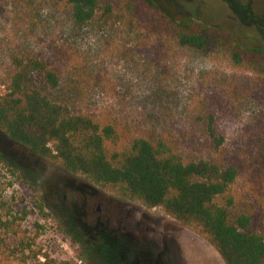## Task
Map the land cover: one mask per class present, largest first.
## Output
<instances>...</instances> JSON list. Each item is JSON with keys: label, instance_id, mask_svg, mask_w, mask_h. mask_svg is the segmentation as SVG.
<instances>
[{"label": "rangeland", "instance_id": "obj_1", "mask_svg": "<svg viewBox=\"0 0 264 264\" xmlns=\"http://www.w3.org/2000/svg\"><path fill=\"white\" fill-rule=\"evenodd\" d=\"M104 1L112 8L108 22L76 26L64 0H0V80L14 58L40 60L59 78L54 98L73 113L113 122L130 136L164 140L186 159L235 168L231 213L246 216L250 230L263 234L264 76L233 66L222 51L179 47L144 0ZM152 1L173 20L224 28L240 45L264 51V0ZM81 181L95 188L0 132V217L11 208L21 232L19 238L0 231V264H38L46 257L55 264H210L207 257L218 264L204 246L196 254L179 242L184 262L178 263L175 251L154 255L146 245L85 226L76 201L71 215L61 204L63 186ZM21 239L30 246L24 257L12 254Z\"/></svg>", "mask_w": 264, "mask_h": 264}, {"label": "trees", "instance_id": "obj_2", "mask_svg": "<svg viewBox=\"0 0 264 264\" xmlns=\"http://www.w3.org/2000/svg\"><path fill=\"white\" fill-rule=\"evenodd\" d=\"M159 27L177 45L200 53L222 51L231 64L264 76V51L239 44L226 29L190 18L173 20L152 0H144ZM76 26L109 21L104 0H64ZM55 71L33 58H14L0 80V132L31 155L63 172L81 176L101 190L145 209H158L183 227L203 236L225 264H264V233L249 228L244 215L233 216L228 196L237 172L213 161L186 159L168 142L130 136L113 122L75 114L54 98ZM4 206L0 202V208ZM18 214V213H16ZM11 208L0 217V231L19 237ZM22 217L28 215L21 211ZM16 229V230H15ZM23 234V233H22ZM20 238V237H19ZM15 251L30 249L21 239ZM38 264H55L47 257Z\"/></svg>", "mask_w": 264, "mask_h": 264}, {"label": "flooded vegetation", "instance_id": "obj_3", "mask_svg": "<svg viewBox=\"0 0 264 264\" xmlns=\"http://www.w3.org/2000/svg\"><path fill=\"white\" fill-rule=\"evenodd\" d=\"M61 192L64 193L61 204L65 206L70 215L72 212L70 206L74 201L77 202L78 215L83 217L85 226L86 224L92 227L100 226L111 236L126 239L136 246L146 245L154 255L161 256L167 253L171 256L175 251L174 256L178 263L184 262L179 242L194 249L196 254H203V249L200 248L203 245L194 237L193 231L183 229L181 225L159 217L155 213L157 209H145L133 202L111 196L84 181L63 186ZM66 193L70 194L69 201H66ZM82 232L87 239L86 247L92 253L95 252L84 230ZM208 258L206 259L210 264H214L213 260Z\"/></svg>", "mask_w": 264, "mask_h": 264}, {"label": "water", "instance_id": "obj_4", "mask_svg": "<svg viewBox=\"0 0 264 264\" xmlns=\"http://www.w3.org/2000/svg\"><path fill=\"white\" fill-rule=\"evenodd\" d=\"M194 237L206 248H208V250L211 251L212 255L214 256V260H216V262L218 264H225L222 257L220 256V254L218 253V251L202 236H199L198 234H194Z\"/></svg>", "mask_w": 264, "mask_h": 264}]
</instances>
